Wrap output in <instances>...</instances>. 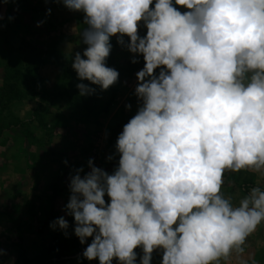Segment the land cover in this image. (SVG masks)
<instances>
[{"label":"clouds","instance_id":"obj_1","mask_svg":"<svg viewBox=\"0 0 264 264\" xmlns=\"http://www.w3.org/2000/svg\"><path fill=\"white\" fill-rule=\"evenodd\" d=\"M54 2L82 14L85 47L70 59L80 97L120 83L113 37L143 66L136 111L105 157L111 172L93 157L88 171L70 166L64 214L49 228L67 239L71 227L77 264H153L154 253L157 264H256L246 249L264 224V184L238 203L222 187L226 172L264 177V0Z\"/></svg>","mask_w":264,"mask_h":264},{"label":"crops","instance_id":"obj_2","mask_svg":"<svg viewBox=\"0 0 264 264\" xmlns=\"http://www.w3.org/2000/svg\"><path fill=\"white\" fill-rule=\"evenodd\" d=\"M48 5L52 6V12L50 16L45 17ZM0 16L4 17L0 20V25H3L0 27V87L11 81L10 72L14 61L23 58L27 44H32L42 51V56L46 59L39 69L42 82L36 86V90L42 93L45 90L58 88L62 63L55 58L71 57L72 52L82 51L85 47L80 43L78 36L83 25L82 14L70 12L54 0H48L47 3L45 0H8V3L0 0ZM8 16H13L14 19L8 21ZM39 20L46 22L37 27L36 23ZM124 53L128 54L127 58L130 57L127 51ZM134 85L135 83L131 84L132 87ZM40 107H43V113L38 118L34 114ZM10 113L16 120L24 122L25 126L9 125L0 131V153L4 154L6 171L18 170L21 176L13 178L14 176L5 174L0 181L28 185L31 198L44 200L47 204L50 198L69 196L67 177L70 166L84 165L87 171L86 161L94 150L97 157L102 159L110 131L105 126L99 137L87 141L88 136L85 133L90 131L92 122L70 120L72 109L66 98L57 96L53 100H43L40 96L22 97L12 101ZM28 124L31 125L33 136L40 141L48 138L50 131L53 132L45 148L37 149L31 145L30 137L24 131ZM105 131L109 133L107 139H105ZM33 153H36L35 156ZM64 159L68 160L69 166L62 164ZM59 175L64 188L54 190L53 184ZM223 179L222 191L225 196H231L235 203L247 194L249 186H254L257 182L264 184V177L243 170L236 173L226 172ZM0 214L4 215L3 222H0L1 228H5L8 234L7 238L3 237L5 240L0 238V249L4 251V254L0 255V264L18 263L22 247L27 252L25 258L35 264V260L41 256L42 249L49 245H44L40 241V227L36 224L30 227L29 223L26 224L27 219L25 222L22 220L21 226L16 229L20 231L23 229L28 234L27 229L32 228L33 239L29 241L25 233V235L16 233L17 230L11 222V215L14 214L12 209L5 208ZM246 252L252 255L256 264H264V224H261L249 237ZM78 254L62 257L52 264H77ZM157 262L153 254V264ZM84 264H98V262L84 261Z\"/></svg>","mask_w":264,"mask_h":264},{"label":"rangeland","instance_id":"obj_3","mask_svg":"<svg viewBox=\"0 0 264 264\" xmlns=\"http://www.w3.org/2000/svg\"><path fill=\"white\" fill-rule=\"evenodd\" d=\"M141 34H143V29H141ZM112 39L115 40L114 37ZM122 51L124 52L126 50H122L121 48H115L114 57H115V60L120 63V65L126 68V70L119 71L120 72V83H117L116 85L112 86L109 90L105 92H100L103 101L109 102L108 111L99 116L98 122L96 123L92 122L90 131L89 132L86 131L87 133H85V135L88 136L87 141L89 140L91 141L93 138L99 137L98 135H101L102 128L104 129L105 126H107L108 128L107 130H109V128L112 125L119 123L127 115H133L136 111V98L131 95L133 91V87L131 86V84L136 82L134 74L137 71V67L139 66V64H140V68L142 67V65H141V62L138 64V66L137 65L135 66L134 64H130L128 62L129 58H127L128 54L126 53L123 54ZM128 102H131L133 105L131 111L125 110L124 105L125 103H128ZM71 119L73 121V117L70 115V120ZM15 121L16 120L13 116L10 117L8 115V111L0 113V126L1 127L3 128L8 127L9 123H14ZM76 122H79V121H76ZM25 130L28 132H31L32 131L31 125L28 124V127ZM51 133L53 132L50 131L48 138H45L42 141L36 139L33 136V134H31V136H29L31 145L35 146L37 149L45 148L46 147L45 145H48V140L51 138L50 136L53 135ZM106 142H105L106 144L105 147L106 146L107 147L105 149V152L102 155V159H99L97 157V154H94V152L90 153L89 157L94 158V163L97 166L103 167L109 172H111L114 162L106 163L105 157L112 150L110 151L108 147V141ZM35 154L36 153H33V156H35ZM32 159H35V158L32 157ZM62 171L65 172V170H62ZM20 173H21L20 171L18 170L14 171V169H8L6 171V169L4 168V154L0 153V180L4 178L5 174L14 176L13 178H19L21 176ZM53 185H54L53 186L54 190L56 189L63 190L64 184H62L61 182V175L58 176L57 181L54 182ZM67 199H68V196L62 197V198L53 197L47 200V204H46L44 200H39L35 197L31 198V193L30 191H28V185L23 184V183L21 184L4 183L0 181V213L5 208L13 210L14 214L11 215L12 216L11 222L13 226L15 227V229L21 226L22 220L25 222L26 219H27L26 224L29 223L30 227H32L34 224L39 226L40 227V232H39L40 241H42L44 245L49 244V245H46V247L53 245L54 241H57L58 239H61L64 237L59 230L57 231L51 230L49 228V222L52 218H55V217H58L64 214L61 211V208L67 202ZM3 217L4 215L0 214V222L4 220ZM66 219L69 220V223L71 225L72 217H66ZM17 231L16 233L19 235L26 234L23 229H21V231L20 230H17ZM27 231H28L27 232L28 234L26 235L28 236L27 238L30 241L33 239L32 233L34 230H32V228H29L27 229ZM68 231L70 233V237H72L73 235H71V231H72L71 227L69 228ZM3 237L7 238L8 234L5 228H1V224H0V238H3ZM20 254H21L20 260L16 264H20L24 262V258L26 256L25 254H27L26 249L24 247H22Z\"/></svg>","mask_w":264,"mask_h":264},{"label":"trees","instance_id":"obj_4","mask_svg":"<svg viewBox=\"0 0 264 264\" xmlns=\"http://www.w3.org/2000/svg\"><path fill=\"white\" fill-rule=\"evenodd\" d=\"M48 7L51 8L52 6L48 5L47 8ZM83 27L84 25H82V28ZM112 43L113 50L108 58V65L115 67L119 71L126 70V68L120 65L114 57V49L121 47L116 44L114 39H112ZM55 59L62 63V71L59 76L60 85L54 90H45L40 93L36 90V86L42 82L39 69L46 62V59L43 58L42 51L39 48L32 44H27L26 53L23 58L17 59L16 62L14 61V65L11 68L12 71L10 72L11 81L0 87V113L8 111V115L10 117L13 116L10 113V104L12 101L22 97L40 96L43 100H53L57 96H62L67 99L68 105L72 109L71 116L74 121L98 122L99 116L108 111L109 102L102 100L99 90L96 95L80 97L78 95V89L75 87L78 81L74 70L71 68V57L58 56ZM134 65L138 66V64ZM141 65L143 66L142 58ZM139 68L140 64L137 67V70ZM85 83L87 82L85 81ZM42 113L43 107H40L35 111L34 115L39 118ZM131 116L132 115H127L119 123L112 125L109 128L110 136L108 139V147L110 151H113V145L117 134L122 130V125L125 124ZM9 125L25 126V123L16 120L14 123H9ZM2 129L3 127L0 126V131ZM24 131L28 136H31V132ZM80 251H82V246L79 244L78 238L74 235L67 239L63 237L58 239L55 244L44 248L41 256L35 260V264H52L62 257L75 255ZM154 257L157 261L159 260V256L155 253ZM20 264H32V261L25 258L24 262Z\"/></svg>","mask_w":264,"mask_h":264},{"label":"built area","instance_id":"obj_5","mask_svg":"<svg viewBox=\"0 0 264 264\" xmlns=\"http://www.w3.org/2000/svg\"><path fill=\"white\" fill-rule=\"evenodd\" d=\"M94 154H96V151L94 150Z\"/></svg>","mask_w":264,"mask_h":264}]
</instances>
